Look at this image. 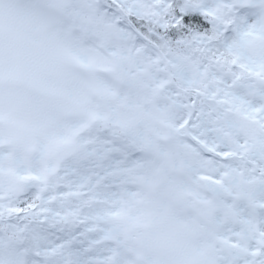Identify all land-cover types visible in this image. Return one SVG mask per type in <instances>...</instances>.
<instances>
[{"label": "snow or ice", "instance_id": "1", "mask_svg": "<svg viewBox=\"0 0 264 264\" xmlns=\"http://www.w3.org/2000/svg\"><path fill=\"white\" fill-rule=\"evenodd\" d=\"M0 264H264V0H0Z\"/></svg>", "mask_w": 264, "mask_h": 264}]
</instances>
